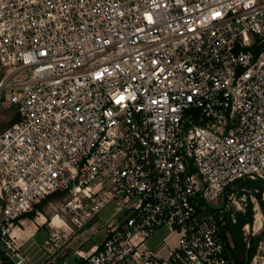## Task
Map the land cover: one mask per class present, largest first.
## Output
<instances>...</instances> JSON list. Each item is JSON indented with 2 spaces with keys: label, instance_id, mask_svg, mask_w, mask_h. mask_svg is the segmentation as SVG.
<instances>
[{
  "label": "built area",
  "instance_id": "built-area-1",
  "mask_svg": "<svg viewBox=\"0 0 264 264\" xmlns=\"http://www.w3.org/2000/svg\"><path fill=\"white\" fill-rule=\"evenodd\" d=\"M1 102L0 264H31L16 230L55 193L77 229L121 214L58 264H233L245 203L217 202L264 181V0H0ZM50 224L53 252L75 231Z\"/></svg>",
  "mask_w": 264,
  "mask_h": 264
},
{
  "label": "rangeland",
  "instance_id": "rangeland-1",
  "mask_svg": "<svg viewBox=\"0 0 264 264\" xmlns=\"http://www.w3.org/2000/svg\"><path fill=\"white\" fill-rule=\"evenodd\" d=\"M19 113L17 107L8 105L6 102L0 103V131L9 127L13 124L15 115ZM243 191V192H242ZM236 196L237 199L245 203L244 207L237 202H230L227 212H230L232 216L235 215L236 211H246L249 203H253L254 210V222L251 226H245L247 234H260L264 228V212L258 201L257 196L252 192L251 189L244 187L240 188L239 185H231L225 191L219 194L217 204L219 207L225 206L229 201V196ZM67 195L61 193H55L50 195L49 199H44L39 205L38 210L45 216L47 222H42L39 218L40 215L37 213L34 218L27 216L28 225L37 228L36 232H31L33 237L29 238L25 243V251L30 257L31 264H42L43 261L52 264H58L65 259L70 258L72 253L77 248L89 250L93 246L99 244L106 238L107 230L109 227L116 226L120 217L119 204L117 201L108 203L100 212L99 216L96 217L90 224L83 228L77 229L71 224V217L69 213L65 211V203L67 201ZM264 198V193H263ZM1 201V200H0ZM54 215H60L64 218L68 226H72L75 233L71 234L72 230L68 226H64L71 234L70 239L61 247L55 251L46 250L42 244L44 240L49 236V233L55 229V226L50 224ZM44 219V220H45ZM54 223H57L54 221ZM26 224L23 225L26 230ZM22 233V231H21ZM24 234V231H23ZM170 234L168 227L160 228L149 240L148 245L151 248L157 247L161 242L167 238ZM232 242V241H231ZM53 255L52 258H47L49 255ZM47 258V259H46ZM1 259V258H0ZM52 259V260H51ZM251 264H264V238L259 244L257 254L253 258Z\"/></svg>",
  "mask_w": 264,
  "mask_h": 264
},
{
  "label": "trees",
  "instance_id": "trees-1",
  "mask_svg": "<svg viewBox=\"0 0 264 264\" xmlns=\"http://www.w3.org/2000/svg\"><path fill=\"white\" fill-rule=\"evenodd\" d=\"M13 106V105H12ZM20 119L19 113L15 115L14 122ZM240 188L247 187L257 196L261 208L264 212V181H245L237 182ZM243 192V191H242ZM50 197V196H49ZM46 198V199H49ZM35 213H30V217L34 218ZM225 243L228 257L233 264H251L253 258L257 254L259 244L264 238V228L260 234H247L245 226H251L254 222L253 203H249L246 211H236L232 216L230 212L225 213ZM232 241V242H231ZM4 257V253L0 251V258Z\"/></svg>",
  "mask_w": 264,
  "mask_h": 264
},
{
  "label": "crops",
  "instance_id": "crops-1",
  "mask_svg": "<svg viewBox=\"0 0 264 264\" xmlns=\"http://www.w3.org/2000/svg\"><path fill=\"white\" fill-rule=\"evenodd\" d=\"M0 200H1V199H0ZM0 204H1V201H0ZM0 206H1V205H0ZM25 224H26L27 227H26V230H24V234H23V231H22V233H21L20 230H16V232H17L18 234H21L24 238H28L29 236H32V235H31V232L33 233V232H36V231H37V228L34 227V225H33V226L28 225V220H26ZM32 237H33V236H32ZM172 238L175 239V236H174V237L172 236Z\"/></svg>",
  "mask_w": 264,
  "mask_h": 264
},
{
  "label": "bare ground",
  "instance_id": "bare-ground-1",
  "mask_svg": "<svg viewBox=\"0 0 264 264\" xmlns=\"http://www.w3.org/2000/svg\"><path fill=\"white\" fill-rule=\"evenodd\" d=\"M42 218L45 219V216H42ZM53 218H54V221H56V222H58L59 220H61L60 215H54Z\"/></svg>",
  "mask_w": 264,
  "mask_h": 264
}]
</instances>
